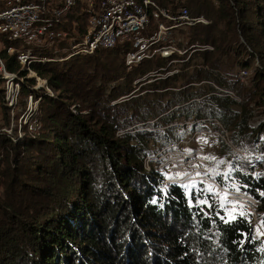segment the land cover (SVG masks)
I'll return each mask as SVG.
<instances>
[{"label": "trees", "instance_id": "trees-1", "mask_svg": "<svg viewBox=\"0 0 264 264\" xmlns=\"http://www.w3.org/2000/svg\"><path fill=\"white\" fill-rule=\"evenodd\" d=\"M184 1L209 23L182 30L181 37L213 49L194 50L170 76L134 83L165 61L144 60L126 71V45L31 63L59 94L42 97L35 135L14 142L0 124V264H264V240L253 236L251 218L228 219L208 192L164 184L153 162L145 165L181 138L186 121L212 118L231 129L237 144L259 142L264 155V121L251 127L248 106L259 103L264 115V0ZM158 2L175 7L180 0ZM90 14L79 2L55 28L75 31L73 42L79 41ZM0 41L9 44L1 34ZM0 56L8 71L25 75L15 55L2 48ZM232 66L251 68L249 87ZM216 86L244 100L219 94ZM0 111L9 125L1 76ZM261 166H238L231 181L257 200L264 229ZM198 198L207 201L196 204Z\"/></svg>", "mask_w": 264, "mask_h": 264}, {"label": "built area", "instance_id": "built-area-1", "mask_svg": "<svg viewBox=\"0 0 264 264\" xmlns=\"http://www.w3.org/2000/svg\"><path fill=\"white\" fill-rule=\"evenodd\" d=\"M79 2H85L87 9L91 10L81 39L71 43L61 54L42 53L45 47H52L66 36L67 31L61 28L60 33L56 34L55 26H58V20L65 17ZM208 23L209 20L204 15L192 14L184 4H176L175 7L164 6L158 0H6L4 8L0 10V34L9 44L3 45V48L7 54L15 55L25 75L8 71L0 56V76L3 79L5 104L9 112H13L19 101L21 80L26 76L35 79L36 88L43 87L45 94L50 93L47 79L31 68L32 62H63L74 56L91 55L98 49L126 45L123 55L126 71H130L144 60L165 61L164 66H156L134 83L143 81L139 84L141 85L156 78H165L177 72V64L187 61L194 50L213 49L209 43H187L180 35L182 30ZM139 85L127 98L134 96ZM216 88L222 91L219 94H227L233 98L235 96L229 90L217 86ZM42 97L35 95L34 90L27 94L23 123L30 131H37L40 126L36 121L28 120V117L29 114L39 112V100ZM182 141L183 139H179L169 145L174 146ZM149 159H146L145 165ZM177 179H168L166 183L178 182ZM225 188L220 187L226 192L227 209L236 210L245 218L255 217L252 207L257 200L254 197L243 190ZM255 222L256 225L257 222L260 223L259 219Z\"/></svg>", "mask_w": 264, "mask_h": 264}, {"label": "rangeland", "instance_id": "rangeland-1", "mask_svg": "<svg viewBox=\"0 0 264 264\" xmlns=\"http://www.w3.org/2000/svg\"><path fill=\"white\" fill-rule=\"evenodd\" d=\"M184 2V0H180V2H177L176 4H184ZM63 30L67 31L66 36L57 41L52 47H45L42 53L52 52L58 55L67 50L69 45L73 43L72 36L75 35V31L70 29ZM55 33H60V29L57 28ZM182 38L184 39V35H182ZM240 39L242 40V38ZM2 48L3 44L0 41V50ZM232 68L233 72L235 71V76L239 77L240 81L249 87L251 85V68H237L236 66H232ZM27 78H32V76H26V78L21 80L20 96L17 106L13 108V112H9L8 109L10 117L9 125L4 124V119H1L3 115L1 116L0 111L1 127L14 142L18 140L19 137L17 138V136H23L26 132L33 135L36 134V130L30 131L28 126L23 123L25 116L24 112L27 105V94L29 93L23 92V83H25L30 90H34L35 95L45 96V89L43 87L36 88V84L32 85L28 83ZM48 88L50 90V93L46 91L48 95L56 96L59 94L58 91L52 89L50 86ZM227 90L234 93V98L237 101H242V96H239L234 89ZM41 101L42 99L39 100V112L29 114L28 117V120H34L40 125L37 131H39L42 126L41 121L37 118L40 115ZM248 106L251 110L249 125L255 127L258 123L264 121L262 105L260 106L259 103L249 100ZM232 108L238 111L240 109V104H235ZM212 119L213 121H211ZM212 119H204L205 121H186L184 126L178 130V132L181 133V138L179 139H183V141L174 146L169 145L164 147L160 149L157 154L153 153L152 155H149V160H151L150 162H153L152 165L164 175V184L168 179L178 178V183L186 185L188 188L192 187L195 192H197L198 189L204 194L205 192H208L212 201L220 204V207L224 211L223 216L229 219L233 218L239 212L225 207V202L227 201L226 192L220 189V187L240 190L237 183L231 181L232 171L238 166L243 171H249L250 167L254 166L256 162L262 163L264 168V155L259 154V151L256 150L259 142H242L239 145L232 139L231 129L228 130L219 122V120ZM19 123H21V125H19ZM193 123H195V125ZM192 126H195L194 130L190 129ZM226 145L228 146V149L225 147ZM147 166L148 165L146 164V167ZM256 171L257 170L255 169V172ZM217 177H219L225 184L218 181ZM1 193L2 187L0 186V194ZM206 201L207 199L198 198L196 204H202ZM256 204L258 203L256 202L252 207L253 211H255V217L251 218L253 224L252 232L253 236L264 240V236H261L264 235V229L260 223L258 224L257 222L256 225L255 222L257 219H260L258 217V212L256 211ZM256 228L262 230V233L259 232L260 235H257Z\"/></svg>", "mask_w": 264, "mask_h": 264}, {"label": "bare ground", "instance_id": "bare-ground-1", "mask_svg": "<svg viewBox=\"0 0 264 264\" xmlns=\"http://www.w3.org/2000/svg\"><path fill=\"white\" fill-rule=\"evenodd\" d=\"M239 216H240V215H239ZM259 232L262 233V230H259V229L256 228V233H257V235H260ZM261 236H264V235H261ZM263 239H264V238H263Z\"/></svg>", "mask_w": 264, "mask_h": 264}, {"label": "crops", "instance_id": "crops-1", "mask_svg": "<svg viewBox=\"0 0 264 264\" xmlns=\"http://www.w3.org/2000/svg\"><path fill=\"white\" fill-rule=\"evenodd\" d=\"M52 1H54V2H55L56 0H52Z\"/></svg>", "mask_w": 264, "mask_h": 264}]
</instances>
